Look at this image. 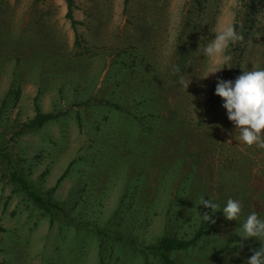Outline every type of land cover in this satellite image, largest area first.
Segmentation results:
<instances>
[{"label":"rangeland","instance_id":"obj_1","mask_svg":"<svg viewBox=\"0 0 264 264\" xmlns=\"http://www.w3.org/2000/svg\"><path fill=\"white\" fill-rule=\"evenodd\" d=\"M73 2L75 24L66 0H0V264H246L261 242L233 245L247 215L264 219V148L235 139L215 89L264 69V0ZM218 23L245 39L204 79ZM37 104L55 118L23 129ZM14 172L54 189L63 212L38 207ZM230 198L239 221L223 215ZM202 225L164 260L162 238Z\"/></svg>","mask_w":264,"mask_h":264},{"label":"clouds","instance_id":"obj_2","mask_svg":"<svg viewBox=\"0 0 264 264\" xmlns=\"http://www.w3.org/2000/svg\"><path fill=\"white\" fill-rule=\"evenodd\" d=\"M201 39H205L202 37ZM244 36L238 33L234 26L217 24L215 38L209 40L204 46V56L211 65L209 75H213L230 62L231 57L226 54L231 44L243 42ZM216 65L221 67L217 68ZM179 72V68L175 69ZM191 82L186 81L183 75L179 78V84L187 88ZM215 94L224 101L223 108L227 110L228 119L234 124L238 135L235 139L243 142L249 147L264 148V69L243 71L235 81L218 80ZM228 143H231L229 140ZM201 205L211 209L213 213L220 212V206L211 199L201 197ZM242 204L235 199H228L222 212L228 221H239L242 214ZM202 219L215 223L212 216L205 213ZM241 242L233 247L243 248V241L255 238L262 246L259 249H252V255L247 259L246 264H264V219H261L256 212L247 215L246 219L237 229Z\"/></svg>","mask_w":264,"mask_h":264},{"label":"trees","instance_id":"obj_3","mask_svg":"<svg viewBox=\"0 0 264 264\" xmlns=\"http://www.w3.org/2000/svg\"><path fill=\"white\" fill-rule=\"evenodd\" d=\"M68 5V13L67 17L73 21V0H66ZM37 114L36 116L29 122L23 124V129H36L43 127L47 122L55 118V115L52 113H43L38 104L36 105ZM3 156H6L3 154ZM10 180L16 184L19 191L24 192L29 199H31L38 207L43 209L46 213L54 214V212H63V208L59 203L55 202L53 199V190L50 191L47 197H44L42 194L38 193L34 187L29 183V181L20 173L14 172L10 176ZM209 233L204 225L195 233V235L191 239H180L176 237H168L165 236L162 238L157 245V250L162 253L163 258L166 262H171L166 254L167 251H175V250H187L193 246L201 237L203 233Z\"/></svg>","mask_w":264,"mask_h":264}]
</instances>
